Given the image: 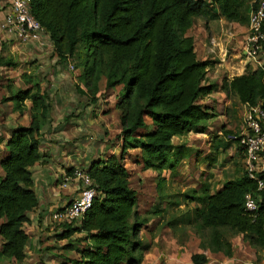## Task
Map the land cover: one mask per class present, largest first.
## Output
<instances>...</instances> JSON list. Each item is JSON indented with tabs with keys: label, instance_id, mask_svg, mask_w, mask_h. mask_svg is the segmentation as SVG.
Returning a JSON list of instances; mask_svg holds the SVG:
<instances>
[{
	"label": "trees",
	"instance_id": "1",
	"mask_svg": "<svg viewBox=\"0 0 264 264\" xmlns=\"http://www.w3.org/2000/svg\"><path fill=\"white\" fill-rule=\"evenodd\" d=\"M250 1L31 0V11L49 34L56 55L65 63L74 59L75 66L81 68L82 93L95 102L103 80L107 90L120 88L115 107L120 112L122 154L96 159L85 169L97 194L82 219L68 221L63 234L69 238L84 233L76 241L86 242L79 252L89 264L144 261L141 231L150 219L138 210V191L131 186L130 171L123 161L127 150H141L144 169L174 172L190 148L175 145L173 138L191 131L205 133L208 122L217 116L213 107L204 103L206 97L221 88L242 104H264V65L224 78L220 84L211 81L212 61L198 59L195 38L188 34L200 17L209 22L223 16L248 25L255 5ZM24 77L27 86L4 100L14 101L21 113L30 101L31 123L13 130L0 159L4 170L0 176V218L5 219L0 224L1 254L19 263L27 256L25 224L39 205L32 166L44 158L40 146L49 112L46 92L29 75ZM223 132L236 143L230 139L232 131ZM223 139L218 136L212 142L215 150L226 148ZM237 148L244 160L243 149L238 144ZM257 177L264 178V173ZM247 194L257 200L256 211L247 210ZM184 199L198 205L182 217L170 219V228L192 224L203 249L228 257L234 254L228 233L242 234L257 254L264 251V188L259 189L258 180L245 169L215 188L206 181L199 189L187 191ZM208 259L204 252L191 256L192 264H206Z\"/></svg>",
	"mask_w": 264,
	"mask_h": 264
},
{
	"label": "crops",
	"instance_id": "2",
	"mask_svg": "<svg viewBox=\"0 0 264 264\" xmlns=\"http://www.w3.org/2000/svg\"><path fill=\"white\" fill-rule=\"evenodd\" d=\"M8 8V0H0V22ZM197 19L199 18L194 20L188 34L194 36L196 43H199L197 36L193 34L197 26ZM209 22L210 34L213 35L210 45L200 43L195 50L198 59L212 61L210 70L214 73L213 80H216L215 82L220 84V80L224 78L231 79L236 75L244 74L248 68L256 70L264 65V51L253 56V60L248 55L243 59H238L239 54L229 53L232 51V44L245 45L249 34L248 25L228 21L223 16ZM45 45L48 48L52 47L49 39ZM46 47L35 43L24 44L7 37L0 29V159L6 154V144L13 130L19 126H29L31 123L30 101H26L27 108L21 113L15 108L14 101H5L4 98L10 97L14 91L21 87L25 74L38 76L43 80L49 62V58L46 57ZM243 53L246 54L245 50ZM230 54L234 55L233 58H228ZM218 57H220L219 62L212 60ZM5 60L12 63L10 65L3 64ZM50 73L53 75L51 78H55H53L51 91L48 93L54 92L59 99L71 102L74 93L70 94L72 85H69V79L65 78L66 73L62 70V66L52 67ZM42 88L44 90V87ZM114 91V89L102 88L97 94L98 99L95 102L91 101L89 97L80 98L78 96L69 103L73 107L71 113L74 112L75 116L68 118V115L65 117L61 114L58 120L49 119L43 127L40 149L44 158L32 166L34 187L39 197V205L29 213L31 220L25 224V229L29 234L26 246L27 256L21 263L4 257L1 254L3 237L0 235V264H72L81 258L79 249L86 242H77L76 239L83 236L84 233H76L69 238H64L63 234L67 229L65 225L68 221L55 217V213L69 205L78 196L82 187V182L75 177L72 167L85 170L97 158L120 155L119 153L122 152L121 142H115L113 139V135L117 133H113L111 125L106 119L110 113H104L107 110L104 103L111 101L112 104L109 103L110 107L108 108L111 109V112L116 111L119 114L115 107L116 94ZM103 92L108 93L106 101H103L105 97ZM215 92L222 94L224 105L231 102L230 97L221 88ZM238 102L244 107V104L239 100ZM216 110L219 111L218 108ZM147 122L150 124L152 120L148 118ZM220 133L222 134L223 131ZM203 134H210L209 126ZM227 140L225 138V141ZM226 150L219 146L216 152L223 153ZM258 165L259 169L264 168V152ZM3 174L4 170L0 165V176ZM66 179H68L67 182H65ZM64 183H66L65 186ZM4 221V218H0V224ZM210 252L209 256L205 252L209 258L206 264H211L210 256L212 255L223 258L222 252Z\"/></svg>",
	"mask_w": 264,
	"mask_h": 264
},
{
	"label": "rangeland",
	"instance_id": "3",
	"mask_svg": "<svg viewBox=\"0 0 264 264\" xmlns=\"http://www.w3.org/2000/svg\"><path fill=\"white\" fill-rule=\"evenodd\" d=\"M196 24V29L193 31L199 42L196 43L195 40L196 47H199L200 43H207L209 46L210 39L213 37L210 34V22L200 17L197 19ZM236 45L232 44L233 48H231L232 51L229 53L236 52L239 54L238 59L247 57V54L243 53L246 43L245 45ZM41 46L46 47L45 44ZM236 47L238 48L235 51ZM46 51V57L49 58V62L46 66L43 80L38 76L30 75V77L33 83H39L41 91L47 94L49 106L47 119L58 120L61 114L65 117L68 115L67 117L71 118L75 115L74 112L71 113L73 107L69 103L78 96L80 98L83 96L88 98L85 93L80 91V89H85V86L80 81L82 70L75 66L76 62L72 58L69 59L70 62H62L56 55L53 44L52 47H46ZM233 56L230 54L228 58H233ZM251 58L253 60V56ZM212 60L219 62L220 57ZM44 63L46 64V62ZM60 65L66 73L65 78L69 79V85H72L70 94H74L71 102L59 99L54 92L48 93L51 91L53 78H55H51L53 76L50 73L52 67L58 68ZM214 69L216 70V67ZM211 71H209L208 77L211 81H216L213 80L215 76ZM220 81L222 83V80ZM25 82L26 79L21 84L22 88L27 86ZM42 87H44V90ZM101 88L104 89V80L101 82ZM114 90L117 95L120 88H115ZM102 94L105 95L103 101H106L108 93L103 92ZM89 98L91 99L90 96ZM230 100L231 102L228 105H224L222 94L217 92L204 99V103L214 107L213 109L217 113V116L208 122L210 134L190 132L174 138L173 143L175 145L185 144L190 148L189 155L181 160L174 172L170 169L164 170L162 173L154 170L145 171L141 162L142 152L140 149H129L124 154L126 157L123 161L130 171L131 186L138 191V210L142 216L150 219L149 224L144 226L141 231V237L146 247L143 264H192L191 256L194 253L206 252L208 256L211 255L210 251L200 246V234L197 233L194 225L179 224L176 228H170L167 226V222L175 217H182V215L198 205V203H190L184 199V194L187 191L199 189L206 181H209L215 188L218 183L236 178L246 169L242 154L238 150L236 143L234 144L227 140L225 142L227 150L223 153H217L212 147V142L218 136L223 137V140H225L226 135L223 134L224 132L221 134V131L227 130V128H232L228 130L237 134L242 131L244 107L240 105L237 97L232 96ZM109 103L112 104L111 101L104 103L105 109H107L104 113H110L106 119L107 122L109 121L113 133H117L113 135L114 141L122 143V140L118 138L122 131L120 112L119 114L116 111L111 112V109L108 108L110 107ZM217 108L219 111L216 110ZM96 115L98 116L99 114ZM119 154L121 155L122 152ZM159 184H161V187L158 186ZM154 210H160L161 212L153 214ZM228 238L234 246L233 257L230 258L223 253L221 254L223 258L212 255L210 256L211 264H264V251H260L261 254L260 252L257 254L255 247L242 234L234 235L228 233Z\"/></svg>",
	"mask_w": 264,
	"mask_h": 264
},
{
	"label": "built area",
	"instance_id": "4",
	"mask_svg": "<svg viewBox=\"0 0 264 264\" xmlns=\"http://www.w3.org/2000/svg\"><path fill=\"white\" fill-rule=\"evenodd\" d=\"M253 2L255 5L250 10L249 34L245 48V53L248 56H256L264 51V0H254ZM8 3V11L0 22L1 31L7 37L22 43L44 45L49 39V34L33 15L31 0H8ZM242 121L241 133H234L230 139L236 140V144L243 149L245 170L250 177L258 180V187L262 189L264 188V178H258L257 174L264 173V168L259 169L258 165L264 152V104L262 102L257 105L244 104ZM74 175L82 182L80 192L69 205L55 213V217L67 221L73 219L80 221L92 206L97 194L93 181L85 170L77 168ZM65 185L66 183H64ZM246 208L249 211H256L258 208L257 200L252 194L246 196ZM76 264L89 263L80 258Z\"/></svg>",
	"mask_w": 264,
	"mask_h": 264
}]
</instances>
